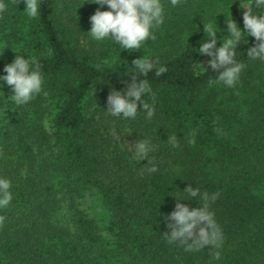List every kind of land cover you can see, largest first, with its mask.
I'll use <instances>...</instances> for the list:
<instances>
[{
	"label": "trees",
	"instance_id": "16d2710c",
	"mask_svg": "<svg viewBox=\"0 0 264 264\" xmlns=\"http://www.w3.org/2000/svg\"><path fill=\"white\" fill-rule=\"evenodd\" d=\"M0 3V76L16 55L42 74L24 104L0 81V179L12 196L0 208V264H264V61L247 55L257 42L243 0H160L163 22L139 50L92 38L90 17L110 10L95 0H38L34 18L24 0ZM232 20L242 31L234 59L245 67L228 87L198 49L204 27L217 48L230 39ZM140 58L154 64L147 76L133 68ZM132 74L148 81L151 118L140 104L134 119L107 110ZM129 137L149 142L151 163L134 157ZM189 185L217 194L207 201L215 244L163 236L177 198L190 209L205 203Z\"/></svg>",
	"mask_w": 264,
	"mask_h": 264
},
{
	"label": "clouds",
	"instance_id": "9594fccd",
	"mask_svg": "<svg viewBox=\"0 0 264 264\" xmlns=\"http://www.w3.org/2000/svg\"><path fill=\"white\" fill-rule=\"evenodd\" d=\"M21 0H16L17 5ZM27 13L30 17L38 15V0H24ZM95 3L101 8L105 5L110 10H96L95 14L90 17L92 24L91 30L88 32L93 39L103 40L110 37L119 43L123 49L139 50L141 43L146 41L150 36V29L155 25H159L162 20V5L160 0H95ZM179 0H171L173 7L177 6ZM254 7L264 8V0H254ZM7 10V5L0 3V13ZM243 24L246 33L255 38L256 44L250 47L247 55L251 59H260L264 61V14L256 15L250 9H246L243 13ZM208 32L209 38L201 43L198 51L202 55L211 57L207 61L208 66L214 72H219L216 79L223 82L226 86H234L235 81L245 65L237 63L234 59L236 51L232 47L233 41L235 46L242 40V31L232 20L227 23V31L231 37L219 48L217 45L216 32L204 27ZM155 39V36H151ZM246 42V41H245ZM30 62L24 57L16 55L14 61L4 66L3 71L6 73L0 76V81L6 82L11 86L13 99L17 104L29 102L34 94H39L42 90V74L39 65ZM134 69L140 74L147 76L153 70L154 64L149 59H135L132 61ZM203 65V64H202ZM204 66V65H203ZM206 69V68H205ZM167 71L165 67H160L156 71V75L160 76ZM151 88L147 80H138L136 74L131 75V83L127 85V91L113 90L107 97V110L113 115L119 117L121 114L124 118H135L138 113V104L142 105L140 110L147 112V117L154 115V110L148 103L144 102L142 97L146 93H150ZM168 141L173 147H177L176 137H168ZM130 149V148H129ZM134 157L140 160L147 159L148 154L152 151L149 142L139 141L134 145ZM131 150V149H130ZM151 172L157 171L155 166L148 169ZM10 182L6 179H0V208L9 206L12 199L9 192ZM184 191H187L192 198H199L205 201L202 207L190 209L187 205L177 198L175 210L165 217L166 226L169 231L164 233V237L169 243L180 242L187 244L189 241L199 242L200 247L215 244L217 233L212 214L208 211L207 201L211 199L215 201L217 194L209 197L207 192H202L200 188L195 189L189 185ZM5 217L0 216V223H3ZM219 259V256L216 257Z\"/></svg>",
	"mask_w": 264,
	"mask_h": 264
},
{
	"label": "rangeland",
	"instance_id": "374dc122",
	"mask_svg": "<svg viewBox=\"0 0 264 264\" xmlns=\"http://www.w3.org/2000/svg\"><path fill=\"white\" fill-rule=\"evenodd\" d=\"M244 1V11L246 10V9H250L252 12H253V10H254V8H253V5H254V0H243ZM253 9V10H252ZM126 143H127V146H128V148H130L129 150L131 151V152H134V145H135V142L133 141V139L131 138V137H129L128 139H127V141H126Z\"/></svg>",
	"mask_w": 264,
	"mask_h": 264
}]
</instances>
